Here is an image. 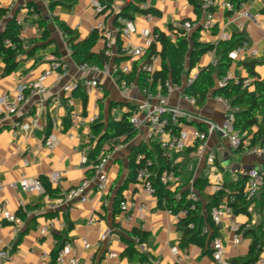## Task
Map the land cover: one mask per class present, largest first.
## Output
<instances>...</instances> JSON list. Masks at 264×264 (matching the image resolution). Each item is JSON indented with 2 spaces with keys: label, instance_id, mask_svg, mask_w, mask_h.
Returning <instances> with one entry per match:
<instances>
[{
  "label": "crops",
  "instance_id": "obj_1",
  "mask_svg": "<svg viewBox=\"0 0 264 264\" xmlns=\"http://www.w3.org/2000/svg\"><path fill=\"white\" fill-rule=\"evenodd\" d=\"M131 0H77L72 9L66 6H57L51 10L50 3L45 0H0V8L9 10L12 17L21 21V39L24 43L25 52L19 55V64L10 74L5 73V65L0 59V102L5 95L14 99L15 94L21 85L39 81L44 71L48 69L49 62L53 58H58L67 66V75L57 78L52 75L43 80L47 89L46 97L42 106H37L35 100L25 103L20 107L17 115L6 117L0 120V182L4 189L0 191V204L8 203V209L13 212L18 219L23 222L21 231L16 234L14 225L7 222L0 224V249L10 250L11 258L1 261L0 264H42V253L47 252L53 262V253L62 244V241L72 244L73 255L77 258V264H217L213 259L212 244L215 239H219L225 249V259L229 264L236 258H244L249 254L250 246L259 233V226L264 222V191L254 199L244 214L224 215L220 225L215 226L209 222L207 206L210 202L204 195L200 194L201 210L199 221L205 226H211L217 231V237L210 241L206 238L204 247L195 243L184 241L185 233L182 221L175 217L177 213L171 207V203L164 201L159 204L156 196L149 197L140 187L136 180L129 181L131 168L129 156L135 146L145 144L153 148L154 143L147 139V126L144 125L136 136L128 143L123 139H117L114 145L120 144L121 148L107 153L106 173L109 177L108 190L104 193L95 190L91 185L88 190V202L79 203L77 201L63 204L56 211H51L48 204L56 199L65 198L66 194L84 179L91 178L87 173L93 164H82L84 148L97 143V138L93 137L91 126L88 124L74 126L71 120V113L76 112L84 116L98 115L106 121L109 115L114 118H121L126 112H131V106L138 107L146 99V96L138 88L136 81L130 82L127 91H123L117 81V74L112 73L114 63L128 67L130 73L134 66L142 58H129L117 55V45L114 48V57L109 60L110 73L105 71L82 70L77 65L69 52L61 27L56 23H65L76 30L81 40L87 39L99 23H104L114 31L118 37V28L114 25L115 11H121ZM150 8L159 12L157 16H144L135 14L134 21L137 33L132 37L131 43L136 47L145 46L152 40L157 45L158 51L161 46L157 42L155 31L158 30L170 36L175 41L173 33L175 23L184 21L199 22L204 15L202 10L198 13L189 0H146ZM111 8L105 13H98L95 4ZM201 7V6H200ZM30 9H34L38 19L30 14ZM201 9V8H200ZM244 10L259 15L261 26L254 22H246L243 32L238 27L235 13L227 12L224 9L215 11V28L210 32L200 28L193 32H198V41L204 44H216L221 41H229L233 36L241 35L249 42V50L245 55H241L237 60H233V65L229 73L232 79L251 80L252 85L249 90L255 89V83L264 80V0H250L245 4ZM8 19L2 21L4 25ZM130 19V18H128ZM47 31L46 40H41L43 33ZM148 31L147 38L144 32ZM228 36V40L224 37ZM38 40L37 42H34ZM116 42V41H115ZM192 43V40H191ZM33 50V51H31ZM257 50L259 59L251 56V51ZM95 52H104V43L99 39ZM124 59L120 63L116 59ZM251 60H260L252 75L243 63ZM213 59L209 53L205 54L197 67L192 71L198 74L202 68L212 66ZM161 58L157 55L150 65L152 71L161 69ZM107 64V63H106ZM144 64L138 65V69ZM97 79L104 93L93 91L87 95L83 85L87 80ZM79 84L71 95L63 91V86L69 81ZM184 79L182 87L185 86ZM183 90V89H182ZM182 90L175 91L168 97L169 108H179L186 113L181 119L178 128L180 132L191 135L201 125L207 127L206 123L221 126L225 119V106L218 98L209 97L202 107L192 104L182 94ZM83 95L87 101L84 103ZM121 103V107L110 110V103ZM157 103L156 99L152 104ZM135 112V111H134ZM40 115L39 126L30 132H19L14 135L13 123L26 121L31 116ZM255 117L262 119L264 109L254 113ZM52 122V130L49 136L55 139L56 147L53 150L45 146L47 136V117ZM70 117V127L65 129L64 120ZM145 113L143 114V117ZM252 139V133H250ZM189 142L188 148L183 153L174 155L170 160L172 166L178 167L180 183L178 186L170 188L173 193V200L178 202L185 191L195 187L198 178H205L208 184L204 193L213 196L217 175L220 176L221 187L225 191L224 199L231 194L230 185L232 183L247 181L248 172L257 168L264 170V157L250 155L243 148L236 150L231 147L228 140L224 139L219 131L214 132L206 142L205 156H200L197 149ZM109 150L110 146L105 145ZM87 153V158H88ZM214 155L213 166L207 164V155ZM185 170H188L186 179H183ZM215 170V171H214ZM55 172L64 173L60 186L51 184L50 175ZM23 176L46 180L52 188L57 191L50 195L45 188V194L23 192L18 183ZM43 184V183H42ZM15 185V186H14ZM127 201L129 204L130 222L124 221L121 213L120 203ZM221 201V202H222ZM23 205H21V203ZM25 213L22 218L20 211ZM173 211L174 214L169 211ZM211 216V215H210ZM54 220V226L50 233L41 235L39 229L48 221ZM91 222V223H90ZM240 223L241 243L233 245L234 234L231 232L233 223ZM190 228V227H189ZM109 229L112 237L97 247L99 237L102 232ZM191 229V228H190ZM255 230L245 234L248 230ZM144 234L142 242L148 246V252H131V247L136 248L134 231ZM193 230V229H191ZM55 241L59 244L56 245ZM83 241L92 245L91 249H85ZM17 245V246H16ZM15 248V249H14ZM176 251L178 254H176ZM109 252L118 255L115 259L108 257ZM187 255V258L184 257Z\"/></svg>",
  "mask_w": 264,
  "mask_h": 264
},
{
  "label": "built area",
  "instance_id": "obj_2",
  "mask_svg": "<svg viewBox=\"0 0 264 264\" xmlns=\"http://www.w3.org/2000/svg\"><path fill=\"white\" fill-rule=\"evenodd\" d=\"M46 1V0H45ZM48 2V1H46ZM245 4L241 5V8L238 11H235L233 0H203L201 4V10L203 12V19L199 22L193 21H184L182 23H175L174 30H183L186 33H190L194 30L201 29L206 32L212 31L215 28V11L218 9H224L227 12L235 13V19L238 22V27L241 32L245 30L246 22H254L258 26H261L259 21V15L253 14L250 11L244 10ZM96 11L98 13H102L104 11V6L99 3L95 4ZM143 9H149L150 6L147 2L142 4ZM30 14L34 17V19H38L39 15L34 9H30ZM116 13L119 12L115 11ZM7 18H12L11 13H8ZM120 23L122 27L118 30L121 38V47L117 49V55L121 57H129V58H141L143 57L147 49L151 47L153 41L150 40L143 47H136L131 43L132 37L137 33V29L133 20L128 18H121ZM18 24L21 25V21H18ZM264 29V25L262 26ZM95 31L99 34L101 40L104 43V54L109 60L114 57V48L116 46V37L115 32L110 30L106 24L99 23L95 27ZM144 36L147 38L148 31L144 32ZM229 37H224V40H228ZM7 46H11V42L7 40L5 42ZM249 50V42L244 40L242 45L236 48L231 52L230 57L232 60H237L241 55H245ZM69 52L72 53L71 48L69 47ZM209 55L212 57L213 62L212 66H217L218 58L216 55V51H210ZM251 56L254 59H259V54L257 50L251 51ZM155 58V57H154ZM153 58V59H154ZM111 63L105 64L103 68H100L97 65H89L85 64L81 66L82 70H93V71H105L110 73V65ZM112 73L118 74H129L130 69L128 67L120 66V64L114 63L112 67ZM144 69H148L152 72L151 67H144ZM55 75L57 78H63L67 75V66L60 59L53 58L49 62V67L46 69L40 78L39 81L30 82L27 85L19 86L14 99H11L9 94L5 95L0 102V120H3L6 117H12L19 113L20 107L25 103H30L35 100L37 106H42L44 98L47 94V89L42 83L44 79ZM197 77V74L191 73L190 76L186 79L185 85L190 86L193 84ZM232 79V75L228 73V75L218 82V87H224L229 80ZM236 80V79H235ZM129 84L125 79L120 82V88L123 91H127L129 88ZM252 85L251 80H243V88L249 89ZM63 91L67 95H71V93L79 87V84L73 80L69 81L67 84L63 86ZM85 93L87 95H91L93 91H98L100 94L104 93V89L101 87L100 82L97 79H90L85 82L83 85ZM165 87L167 88L166 94H157L153 95L148 93L146 99L143 103L138 107V109L131 116V123L135 127L137 131H139L144 125L147 126V139L150 142L156 143L163 152V155L172 158L174 155L183 153L187 150L189 142L190 144L197 149V152L200 156H205L206 153V142L209 137L216 131H219L222 137L229 141L232 148L239 150L244 148L246 152L250 155H254L257 157H264V147L261 146H252L251 136L248 131H243L240 129H236L234 124L236 121V112L237 109L233 107L230 100L225 98H218L223 102L226 110L225 119L221 126H216L212 123H206L207 127L204 129L196 130L189 139V135L180 132L178 130L181 119L186 116V113L180 110L179 108H169L168 107V97L175 91H180L183 89L181 85H176L167 81L165 83ZM192 104H196V99L185 96ZM156 99L157 103L155 105L152 104V101ZM145 116L143 117V114ZM40 115L31 116L26 121H17L13 123L14 135H17L19 132H30L33 128L39 126ZM71 120L74 126H80L84 124L93 125L99 120L98 115H94L91 117L84 116L78 114L76 112L71 113ZM45 146L53 150L56 147L55 139L52 136H49L45 142ZM121 148L120 144L114 146V150H118ZM91 146H86L84 148V157L82 159V164L85 165L88 163L87 153L91 151ZM138 160H143V165L139 168L136 174V183L143 188L146 194L149 197H154L156 194V188L154 187L153 182L150 180L152 175V166L153 162L150 159H146L143 154H139L137 156ZM215 161L214 155H207L206 162L207 164L213 166ZM107 159L106 157L91 166V169L94 171V175L91 178L84 179L78 186L71 189L63 199H56L48 204V208L51 211H56L63 204H68L69 202L77 201L79 203L88 202V190L91 185L94 186L95 190L101 193H104L108 190L109 186V177L106 173ZM215 171V170H214ZM64 173L55 172L50 175L51 184L58 187L61 184ZM217 180L214 192H219L221 187L220 176L217 175ZM161 184L167 188H173L179 185L180 178L175 170H169L162 173L160 176ZM19 187L23 192L27 193H40L45 194V188L42 182L39 179L29 178L23 176L22 179L18 183ZM15 186V185H14ZM4 189V185L0 182V191ZM264 191V170L260 169H251L247 175V181L244 189V193L249 201H253L260 192ZM188 200L190 201L189 208L180 210L176 215V219L180 221V219H187L190 212L196 210V204L200 201L199 194L194 187L189 189ZM235 202V197L226 198L225 202H221L218 206H215L211 211V221L215 226L220 225L221 220L224 215H231L234 213L232 204ZM23 205L22 202H20ZM121 213L124 216L125 222H130L132 217L129 214V204L127 201H121L120 203ZM174 214L173 211H169ZM2 222L11 223L14 225L15 233L18 234L23 226V222L17 218V216L8 209V203L3 202L0 204V224ZM91 223V222H90ZM54 226V220L48 221L44 226H41L39 229V233L41 235H46L50 233ZM191 229H195V224H189ZM241 229L242 225L240 223H233L231 225V232L234 234L233 237V245L238 246L241 243ZM203 234L211 235L212 228L211 226H205L202 230ZM112 237L111 231L109 229L105 230L100 234L99 242L97 247H100L105 241L109 240ZM134 243L136 245V249L138 252L145 254L148 252V246L141 241L139 237H135ZM55 244L58 245L59 242L55 241ZM83 245L85 249H91L92 245L87 241H83ZM213 259L217 264H229L225 259V249L223 247L222 242L219 239H215L213 244ZM176 254L177 251H176ZM108 257L110 259H115L118 255L114 252H109ZM187 258V255H184ZM11 258L10 250L0 249V262L9 260ZM42 264H50L51 259L47 252L42 253ZM56 264H77V258L73 255L72 244L70 242H65L62 246L61 250L58 253ZM146 264H153L152 262H146ZM256 264H264V246L262 250V254L259 257Z\"/></svg>",
  "mask_w": 264,
  "mask_h": 264
},
{
  "label": "trees",
  "instance_id": "obj_3",
  "mask_svg": "<svg viewBox=\"0 0 264 264\" xmlns=\"http://www.w3.org/2000/svg\"><path fill=\"white\" fill-rule=\"evenodd\" d=\"M50 3L51 10L55 9L57 6H66L72 9L77 0H46ZM190 3L195 7L196 12H200V6L203 0H189ZM250 0H233L235 11L241 8V5L249 2ZM146 0H131L126 6L123 7L115 15L114 25L116 28L120 29L122 27L120 23L121 18L133 19L134 15L139 13L144 16H157L159 12L153 8L143 9L142 4ZM111 8V5L105 6L103 13ZM9 10L0 8V59L5 65V73H12L18 66V57L20 54L25 52L24 43L21 39L22 26L18 24L17 18L12 17L3 25V19L8 15ZM56 23L61 27L64 37L68 42V46L71 48L72 57L75 63L79 66L85 64L97 65L103 68L106 63L109 62V58L105 56L104 52H95L100 36L97 31H94L87 39L81 40L79 33L66 25L65 23ZM175 35V41L171 39L170 36L162 33L158 30L155 31V36L157 42L161 46V51H158L157 45L152 44L151 47L147 49L146 54L140 59L139 63L134 66L131 73L125 75L122 73L117 74V81L120 83L125 79L128 83L136 81L140 91L147 96L148 93L157 95L159 93L166 94L167 88L165 83L170 81L176 85H182L184 79H187L192 71L197 67L202 57L209 53L210 51H216L218 58L217 66H207L202 68L192 85L184 86L182 90L183 96H189L196 99V105L198 107L204 106L209 97L214 98H225L231 101L233 107L237 109L235 128L243 131H248L252 133V146L264 147V117L258 119L255 117L254 113L264 109V80L255 83V89L249 90L243 88V80L231 79L227 82L224 87H218V82L225 78L232 68L233 60L230 57L232 51L242 45L243 41L246 40L241 35L233 36L229 41H221L216 44H204L198 41V32H193L189 37L183 30H173ZM48 37V32L45 31L41 37V40H46ZM9 40L11 46H7L5 42ZM192 40V43H191ZM35 40L34 42H37ZM116 45L118 49L121 47L120 34L116 39ZM33 51V50H31ZM160 55L161 58V69L156 71H149L144 69V67H150L153 58ZM124 59H116V62L120 63ZM144 64L143 67L138 69V65ZM261 63L260 60H251L243 63L244 67L249 70L252 75H256L255 68ZM84 103L87 101L86 95H83ZM121 103L111 102L110 110L115 107H121ZM131 112H126L121 118H114L109 115L105 121L103 117L91 126V131L93 137L97 138V143L91 149L88 154V163L97 164L103 160L107 153L111 152L115 146L114 142L117 139H123L125 143L130 142L137 134V130L131 123V116L137 107L131 106ZM71 124L70 117H66L64 120L65 129L69 128ZM200 129H204V125L200 126ZM52 130V122L50 117H47V136L50 135ZM110 146L109 150L105 149V145ZM243 148L239 149L242 150ZM143 154L146 159H150L153 162L152 175L150 180L153 182L156 188L155 196L158 199L160 205L164 201L171 203L175 213H178L182 209L189 208L190 201L188 200L189 191H185L180 200L175 202L173 200V193L165 188L160 182V176L163 172L169 170H175L178 174V167L172 166L170 158L163 155L160 147L154 143V147H148L145 144L135 146L129 156L131 174L129 181L135 182L136 174L139 168L143 165V160H138L137 156ZM94 174L93 170H89L87 173L88 177ZM47 193L54 195L57 193L55 189L52 188L46 180H42ZM208 184V180L201 177L195 182V187L197 188L198 194L204 195L208 200H210L207 211L209 214V222H211V211L215 206H218L224 199L225 191L222 188L213 196H208L204 193V189ZM246 181L242 180L240 182L232 183L230 185L231 194L229 197H235V202L232 204L235 214H244L248 212V208L254 201H249L244 193ZM264 195V194H263ZM264 202V201H263ZM264 211V203L262 204ZM201 210V202L196 204V210L190 212L188 218L182 221L184 228V241L188 243H195L204 247L206 238L208 235L203 234L202 230L204 227L203 222L199 221V212ZM20 217L24 218L25 213L21 210L19 212ZM195 224V229L191 230L189 224ZM212 228V227H211ZM259 233L255 237L252 245L250 246L249 254L244 258H236L232 261V264H256L259 257L262 254L264 246V222L258 227ZM255 232V230H248L245 234ZM135 235L143 239L144 234L142 232L134 231ZM217 237V231L212 228V234L209 236V240L212 241ZM66 240L62 241V244L53 253V262H56L59 251L65 244ZM17 246V245H16ZM15 249V248H14ZM131 252L137 249L131 247Z\"/></svg>",
  "mask_w": 264,
  "mask_h": 264
},
{
  "label": "rangeland",
  "instance_id": "obj_4",
  "mask_svg": "<svg viewBox=\"0 0 264 264\" xmlns=\"http://www.w3.org/2000/svg\"><path fill=\"white\" fill-rule=\"evenodd\" d=\"M257 169V168H256ZM188 173V170H185V173L183 174V179H186V174Z\"/></svg>",
  "mask_w": 264,
  "mask_h": 264
}]
</instances>
